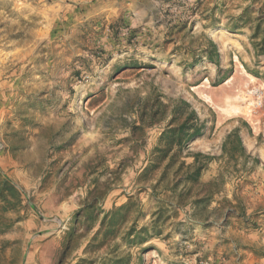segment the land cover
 <instances>
[{
	"label": "rangeland",
	"instance_id": "obj_1",
	"mask_svg": "<svg viewBox=\"0 0 264 264\" xmlns=\"http://www.w3.org/2000/svg\"><path fill=\"white\" fill-rule=\"evenodd\" d=\"M251 1L0 0V186L17 190L0 202V264H264V118L255 132L227 114L247 74L264 83L254 18L239 19ZM181 100L206 125L181 158L211 157L200 185L180 163L141 175ZM236 129L251 159L223 155ZM131 226L143 244L122 238Z\"/></svg>",
	"mask_w": 264,
	"mask_h": 264
},
{
	"label": "trees",
	"instance_id": "obj_2",
	"mask_svg": "<svg viewBox=\"0 0 264 264\" xmlns=\"http://www.w3.org/2000/svg\"><path fill=\"white\" fill-rule=\"evenodd\" d=\"M255 4H260V7H254ZM255 12L257 16L252 17ZM243 16L248 19L254 18V21H248L253 24L251 27L252 45L256 56L259 57L264 55V0H252L251 4L245 8L239 19L242 20ZM253 74L258 75V71H253ZM159 103L160 107H165L163 102L160 101ZM172 112L173 117L160 136L159 144L152 154L150 164L143 170L141 175H147L148 172L155 174L160 171L161 176L166 177L170 170H172L177 163H180L177 172L185 168L190 169V171L187 172V180L191 181L194 185H200V180L203 171L206 169L207 163H203L201 158L211 159V157L209 155H204L203 153H195L193 155L194 162L191 164H187L185 161H182L181 158L182 149L188 148L193 140L204 135L206 125L205 123L200 122L195 109L191 107L188 101L181 100L179 104H176L173 107ZM158 113V111H155L151 116H156ZM152 124H155V120L152 121ZM222 151L223 155L230 156L231 158L244 160L252 158V155L247 153L238 129L227 135L222 145ZM256 162H259V159H256ZM7 190L11 193L17 194L16 188L10 184L7 179H2V184L0 186V202H5L7 200ZM198 200L204 201L205 198L196 199L195 202H198ZM135 204L139 206L131 196L126 204L115 207L113 210L106 212L101 219L100 228L92 237V245L96 242L95 246L99 249L105 244L114 241L121 232V227L127 221L131 210L135 208ZM94 205L95 203L87 204L80 209V212H78L76 216L83 215L89 218ZM228 206L229 215L233 214L234 211H232L231 208L234 209V207L230 202L228 203ZM146 231V227L136 230L135 226H131L128 231L123 233L122 238L126 240L130 246L141 245L146 241V237L143 235ZM132 232H136L133 238H131L133 234ZM129 257L130 256L127 258ZM129 262L128 259L124 264H129Z\"/></svg>",
	"mask_w": 264,
	"mask_h": 264
},
{
	"label": "bare ground",
	"instance_id": "obj_3",
	"mask_svg": "<svg viewBox=\"0 0 264 264\" xmlns=\"http://www.w3.org/2000/svg\"><path fill=\"white\" fill-rule=\"evenodd\" d=\"M249 86L245 90H240L235 99V104L232 105L227 113L233 116H243L250 120L255 132L263 129L261 120V109L264 104V83L249 74H247Z\"/></svg>",
	"mask_w": 264,
	"mask_h": 264
},
{
	"label": "built area",
	"instance_id": "obj_4",
	"mask_svg": "<svg viewBox=\"0 0 264 264\" xmlns=\"http://www.w3.org/2000/svg\"><path fill=\"white\" fill-rule=\"evenodd\" d=\"M262 117L264 118V111H262Z\"/></svg>",
	"mask_w": 264,
	"mask_h": 264
}]
</instances>
